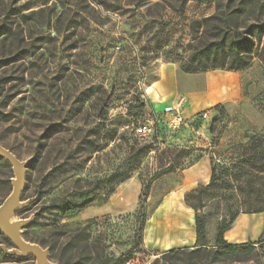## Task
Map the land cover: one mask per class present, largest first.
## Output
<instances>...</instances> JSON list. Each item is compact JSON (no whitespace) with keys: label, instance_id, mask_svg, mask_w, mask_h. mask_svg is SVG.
Segmentation results:
<instances>
[{"label":"rangeland","instance_id":"rangeland-1","mask_svg":"<svg viewBox=\"0 0 264 264\" xmlns=\"http://www.w3.org/2000/svg\"><path fill=\"white\" fill-rule=\"evenodd\" d=\"M218 4L0 0V99L6 103L0 144L28 163L22 202L30 201L11 222L30 220L21 238L47 252L48 264H114L120 258L155 264L171 249L191 252L198 211L206 219L202 247L215 252L221 226L264 206V63L258 56L240 72L198 73L231 86L226 97L218 86L202 90L204 100L218 99L199 109L179 97L155 108L146 95L166 64L180 68L201 48ZM245 5L255 6L252 23L264 22V0H221L230 12ZM187 76L192 87H204V78ZM174 110L189 122L176 132L167 126ZM144 126H155L162 141L139 134ZM15 179L13 165L0 157V206ZM88 197L92 202L73 216L54 207ZM89 221L91 247L84 249L74 237ZM258 232L246 253L159 264H264V226ZM0 244L15 248L1 232ZM13 258L0 255V264H36L33 256Z\"/></svg>","mask_w":264,"mask_h":264},{"label":"trees","instance_id":"trees-1","mask_svg":"<svg viewBox=\"0 0 264 264\" xmlns=\"http://www.w3.org/2000/svg\"><path fill=\"white\" fill-rule=\"evenodd\" d=\"M190 1V0H188ZM217 1L219 6L217 7L218 16H212L206 20V27L204 28V34L201 38L204 41L201 45V48L194 52L187 59L180 61V69L186 74L197 75L201 72H206L213 69H221L226 71L240 72L248 68L252 64V60L255 56H258L259 59L264 63V22L255 21L252 23L251 20L255 19L256 9L255 6L247 7L243 6L236 11H226L221 6V0H212ZM47 0H44L46 4ZM243 18V19H242ZM216 21V25H213L212 28H209V24ZM7 25H4L3 28H7ZM11 30V29H9ZM5 34V33H4ZM3 34V35H4ZM263 46H262V45ZM262 46V47H261ZM4 80H0V97L5 89ZM6 107L5 98L4 100L0 99V109ZM102 120L105 121L109 116L108 109L105 108L103 111ZM2 115V114H0ZM214 176V175H213ZM210 188V185L201 191H205ZM143 197L148 193V187L144 188ZM93 200L89 197L85 202L80 203L78 201L71 202L70 204L62 203L60 205H54L55 209H63L65 216H73L76 214L77 209L83 207L84 204L91 203ZM264 212V206L253 210L252 212L245 214H260ZM238 215H233L230 222L221 226L218 230V236L216 239L217 248L215 252H209L204 249L202 246L205 245L207 234H206V219L203 216H200L199 211L198 215L195 217V231L197 235V240L195 248L190 252L189 248L187 249H171L170 252L162 256L161 260H156L155 264H159L160 261L167 262V260L172 261V259H177L181 257H202L211 256L212 260H216L220 256H234L240 253H246L251 250L252 244L247 245H231L228 244L225 240V232L229 230L233 223L236 221ZM141 227L139 229V241L144 242V231L146 228L145 217L142 218ZM93 221V220H92ZM92 221H89V225L81 227L80 231L77 233V236L74 238L78 242L82 243L84 249L91 247L90 240L91 237L86 235ZM202 247V248H200ZM0 255L6 259H14L12 256L5 255L0 252ZM127 260L125 258H120L114 262V264H125ZM165 264V263H164Z\"/></svg>","mask_w":264,"mask_h":264},{"label":"crops","instance_id":"crops-1","mask_svg":"<svg viewBox=\"0 0 264 264\" xmlns=\"http://www.w3.org/2000/svg\"><path fill=\"white\" fill-rule=\"evenodd\" d=\"M188 74L181 72L178 65L166 64L159 73V80L156 81L151 88L148 89L146 95L150 100L151 106L155 108H161L163 105H170L173 101L184 98L189 104V108H198L207 103L206 105L213 104L216 102V94L213 97L205 99L202 98L206 90L208 93L210 90H214L219 85V82L215 77L211 75H193L199 78H204V87L189 85L187 78ZM193 79V78H189ZM182 82V83H181ZM181 83V84H180ZM182 85V87H181ZM227 90V86L222 84L218 86L221 88V95L226 97L228 92L231 90L230 84ZM206 92V93H207ZM207 93V94H208ZM179 97V98H178ZM223 97H220L223 99ZM214 100V101H213ZM189 101V102H188ZM188 113H191L188 111ZM188 120V119H185ZM189 124V122H187ZM169 145V144H168ZM167 145V146H168ZM264 226V212L260 214H240L237 216L236 221L233 223L232 227L225 232V240L231 245H247L249 243H255L259 238V229ZM193 241L196 244L197 235L196 231L193 232Z\"/></svg>","mask_w":264,"mask_h":264},{"label":"water","instance_id":"water-1","mask_svg":"<svg viewBox=\"0 0 264 264\" xmlns=\"http://www.w3.org/2000/svg\"><path fill=\"white\" fill-rule=\"evenodd\" d=\"M0 157L13 165L14 175L16 179L13 181L12 195L0 206V232L9 239L15 246L14 249H8L6 245L0 244V252L5 255L18 257L21 259L36 258V264H48V254L42 248L35 244H28L21 238V228L30 224L28 222H14L12 227H9L14 213L25 209L29 202H22L23 190L25 187V168L28 163L21 162L18 158L0 144Z\"/></svg>","mask_w":264,"mask_h":264},{"label":"built area","instance_id":"built-area-1","mask_svg":"<svg viewBox=\"0 0 264 264\" xmlns=\"http://www.w3.org/2000/svg\"><path fill=\"white\" fill-rule=\"evenodd\" d=\"M208 117V113L202 114L199 116V118H195L193 122L201 121L202 119H205ZM155 125V124H154ZM167 126L171 131H179L184 128V126H188V123L186 120L182 117L181 113L178 110H174L173 116L171 117L170 121H168ZM138 133L141 134L144 137H150L151 140L157 139L158 141H162V138L160 136H157V132L155 129V126L148 127H139Z\"/></svg>","mask_w":264,"mask_h":264},{"label":"bare ground","instance_id":"bare-ground-1","mask_svg":"<svg viewBox=\"0 0 264 264\" xmlns=\"http://www.w3.org/2000/svg\"><path fill=\"white\" fill-rule=\"evenodd\" d=\"M8 224H9V227H12L14 225L13 222H11V221ZM147 231H148V233H150L152 231V227L149 226V228L147 229Z\"/></svg>","mask_w":264,"mask_h":264}]
</instances>
